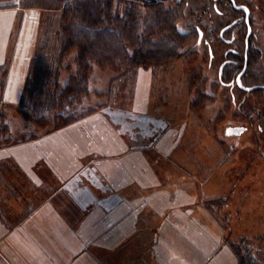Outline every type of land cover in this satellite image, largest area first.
<instances>
[{
    "label": "crops",
    "instance_id": "obj_1",
    "mask_svg": "<svg viewBox=\"0 0 264 264\" xmlns=\"http://www.w3.org/2000/svg\"><path fill=\"white\" fill-rule=\"evenodd\" d=\"M18 1H0L3 105H30L47 98L37 91L24 92L37 63L35 16L40 11L10 6ZM150 71L136 68L133 107L141 105V115H136L140 119L149 103L145 81ZM57 74L54 80L64 84L67 78L60 82ZM49 81L46 87L54 82ZM37 82L40 85L41 78ZM107 103L65 126L0 146L1 264H117L116 254L107 259L95 247L111 252L121 248L119 264H238L211 223L189 217L186 210L164 214L150 202L171 199L175 188L162 186L157 171H151L155 167L148 159L149 144L160 153L172 147L165 144L164 130L157 136L136 130V117L117 108L115 101ZM149 202L156 222H140L148 215ZM186 218L188 223H181ZM88 231L99 237L80 235Z\"/></svg>",
    "mask_w": 264,
    "mask_h": 264
},
{
    "label": "rangeland",
    "instance_id": "obj_2",
    "mask_svg": "<svg viewBox=\"0 0 264 264\" xmlns=\"http://www.w3.org/2000/svg\"><path fill=\"white\" fill-rule=\"evenodd\" d=\"M125 1L131 0H114V5L123 8ZM247 1L253 26L264 44V0ZM136 2L142 5L140 0ZM38 10L34 45L37 63L34 62L33 66L52 69V81L58 71L56 78L62 82L75 72V52L59 58L62 36L58 13ZM196 48L199 53L190 59L178 58L167 64L142 67L151 69L149 81H145L149 85L146 96L149 103L142 119L136 116L141 115V105H137V110L133 107L136 68L123 70L94 66L89 87L105 92L94 97L96 102L111 105L115 101L117 108L136 117L133 120L136 130H148L153 136L164 130L165 144L172 150L156 152L149 144L148 159L154 165L151 171H157L161 185L175 189L169 193L171 199H150V202L164 214H180L186 210L193 215L189 217H195L205 225L211 223L230 247L232 242H239V246L245 242L252 246L260 264H264V118L257 114L258 108L254 112L248 110V101L241 97L234 85L227 87L217 82L218 62L212 63L208 56H203L205 50L201 46ZM202 82L204 85L200 90L205 98L200 97L193 104ZM142 95L144 97V90ZM247 98L254 103L256 94H248ZM31 106L26 107L34 111ZM18 107L0 102V110L5 112L13 129V138L20 135L23 140L33 138L38 130L53 128V123L38 126ZM228 126H243L244 130L228 135ZM150 202L148 215L141 216L140 222H156ZM187 220L180 221L186 223ZM98 234L88 231L80 235L92 239L94 235L98 238ZM100 234L103 236L107 232ZM94 250L102 252L107 259L116 254L117 264L124 256L121 248L112 252V248L95 247ZM133 264H136L135 260Z\"/></svg>",
    "mask_w": 264,
    "mask_h": 264
},
{
    "label": "trees",
    "instance_id": "obj_3",
    "mask_svg": "<svg viewBox=\"0 0 264 264\" xmlns=\"http://www.w3.org/2000/svg\"><path fill=\"white\" fill-rule=\"evenodd\" d=\"M140 1L142 5L136 0L125 1L120 9L114 0H20L11 4L56 11L62 36L59 58L75 52V72L62 85L54 80L46 87L50 74L54 75L52 69L32 64L24 92L37 91L47 98L30 104L34 111L28 110L29 104L19 105L18 110L38 126L53 123V129L60 128L104 103L96 102L94 97L105 92L89 87L94 66L128 70L163 65L178 58L190 59L199 53L196 46H201L203 56L218 62L217 82L234 85L248 101V110L258 108L257 114L264 118V44L253 26L247 0ZM238 5L249 8V24L246 10ZM249 25L252 30L247 37ZM239 75L241 84L237 81ZM5 76L6 69L0 65V92ZM202 85L193 104L205 98ZM248 94H256L254 103ZM21 137H12L6 114L0 110V146L21 141ZM231 247L238 264H260L251 245L232 242Z\"/></svg>",
    "mask_w": 264,
    "mask_h": 264
},
{
    "label": "water",
    "instance_id": "obj_4",
    "mask_svg": "<svg viewBox=\"0 0 264 264\" xmlns=\"http://www.w3.org/2000/svg\"><path fill=\"white\" fill-rule=\"evenodd\" d=\"M246 10V21L248 22V18H249V9L245 6H243ZM251 31V28H248V33ZM201 36V33H200ZM238 80H239V76H238ZM240 84V82H239ZM247 89H250L251 87H246ZM244 130L243 126H228L226 129V134L228 135H233V134H239Z\"/></svg>",
    "mask_w": 264,
    "mask_h": 264
},
{
    "label": "flooded vegetation",
    "instance_id": "obj_5",
    "mask_svg": "<svg viewBox=\"0 0 264 264\" xmlns=\"http://www.w3.org/2000/svg\"><path fill=\"white\" fill-rule=\"evenodd\" d=\"M244 5H238V7H243ZM246 7V6H245ZM244 8V7H243ZM245 9V8H244ZM249 9V8H248ZM250 11V10H249ZM249 16H250V12H249ZM247 22V21H246ZM248 24H249V18H248V22H247ZM251 28V30H252V27L249 25L248 26V28ZM251 32V31H250ZM250 32L247 34V37H248V35L250 34ZM201 37V36H200ZM246 37V38H247ZM237 81H238V83L240 82V84H241V81H240V75H239V80H238V78H237Z\"/></svg>",
    "mask_w": 264,
    "mask_h": 264
}]
</instances>
